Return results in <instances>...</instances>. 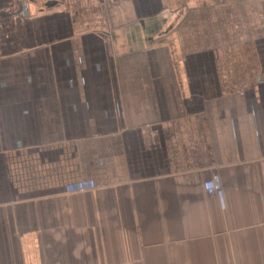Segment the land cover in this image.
Instances as JSON below:
<instances>
[{
  "label": "crops",
  "instance_id": "1",
  "mask_svg": "<svg viewBox=\"0 0 264 264\" xmlns=\"http://www.w3.org/2000/svg\"><path fill=\"white\" fill-rule=\"evenodd\" d=\"M0 264H264V0H0Z\"/></svg>",
  "mask_w": 264,
  "mask_h": 264
},
{
  "label": "water",
  "instance_id": "2",
  "mask_svg": "<svg viewBox=\"0 0 264 264\" xmlns=\"http://www.w3.org/2000/svg\"><path fill=\"white\" fill-rule=\"evenodd\" d=\"M50 5H53V3H51Z\"/></svg>",
  "mask_w": 264,
  "mask_h": 264
}]
</instances>
